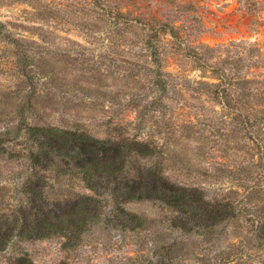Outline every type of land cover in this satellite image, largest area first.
I'll use <instances>...</instances> for the list:
<instances>
[{"label":"rangeland","instance_id":"rangeland-1","mask_svg":"<svg viewBox=\"0 0 264 264\" xmlns=\"http://www.w3.org/2000/svg\"><path fill=\"white\" fill-rule=\"evenodd\" d=\"M83 75L106 82L101 87L111 92L109 107L108 96L104 110L85 104L101 100L95 94L88 97L74 84H87L91 78ZM156 75L165 89L161 99L151 103L147 100ZM226 85L223 97L216 87ZM31 87L41 93L34 100L58 104L56 111L46 104L48 120L62 123L67 114L61 111H76L90 129H97L96 135L103 136L104 129L96 127L98 119L111 115L132 127L142 116L143 136L153 135L159 144L164 137H181L186 144L175 146L176 156L188 158L199 170L188 174L172 170V179L207 194L217 190L224 200L246 206L244 211L256 209L251 205L260 200L254 193L247 196L249 188L245 189L252 180L240 185L225 168L241 160L249 163L258 149L254 137L264 135V0H0V132H7L2 134L10 150L25 145L24 133L32 122L27 107ZM75 103V108L65 107ZM240 113L248 115L249 131L242 129ZM90 115L97 116L87 118ZM188 133L191 137L183 139ZM227 136L228 153L222 148ZM200 138L207 143L204 152L197 147ZM232 145L248 152L236 153ZM10 165L22 167L17 161ZM0 170L2 179L7 178L10 170L2 160ZM70 189L81 187L73 183ZM127 207L156 215L161 228L121 234L104 229L100 235H88L86 242L67 253L69 264H147L143 256L128 257L145 256L170 242L183 248L173 264H215L207 259L212 247L190 250L193 235L170 225L175 214L171 210L152 201ZM244 221L241 213L236 228L228 225V235L216 243H236L240 227H252L251 220ZM62 242V237L54 236L24 246L34 261L56 264L66 255ZM255 249L249 250V261L264 264V253L254 254Z\"/></svg>","mask_w":264,"mask_h":264},{"label":"trees","instance_id":"trees-1","mask_svg":"<svg viewBox=\"0 0 264 264\" xmlns=\"http://www.w3.org/2000/svg\"><path fill=\"white\" fill-rule=\"evenodd\" d=\"M216 57L222 59L219 55ZM44 76L47 77L48 73H44ZM83 77L91 79L85 85L80 81L74 84L88 97L95 94L101 100H89L85 104L92 109L104 110L108 96L109 107L112 104L111 92L107 87H101L106 82L95 76ZM223 81L225 84L226 79ZM152 86L153 92L147 101L155 103L161 99L165 83L156 75ZM228 87H216V90L218 94L222 91L225 97ZM118 94L119 91H116L115 95ZM40 95L34 87L30 88L27 107L31 110L32 122L26 127L23 149H8L3 137L7 132H0V160L5 169L10 170L5 179H2L4 175L0 170V264H40L34 261L24 246L34 240L62 237V248L66 250V255L56 264H69L65 258L67 253L86 242L88 235H100L104 229L109 234H121L125 230L140 231L149 227L160 229L159 217L127 207L129 203L142 201H152L174 212L170 225L193 235L192 252H195V247H212L207 259L215 264H253L249 261L252 247H256L254 254L264 253V135L254 137L258 149L249 156V163L241 160L239 164L225 168L226 175L240 185L252 180L245 188H249L247 196L254 193L260 201L251 205L256 209L244 211L246 206L224 200L217 190L207 194L196 185L181 184L171 178L172 170L180 174L199 170L190 166L188 158L176 156L175 146L178 143L186 144L180 140L181 137L172 140L171 136L164 137L159 144L153 135H142V116L132 127H128L130 124L111 115L98 119L96 127L105 131L103 136H99L95 134L97 129H90L76 111H61L67 114L66 117L62 116V123L48 120L46 117L51 113H45L46 104L55 106L54 111L59 107L46 99L34 100ZM68 106L75 108L77 103L65 105ZM239 115L242 129L249 131L251 124L248 115ZM16 132L20 134V126ZM189 137L191 135L188 133L183 139ZM230 138L225 137L222 145L227 153ZM170 141L173 149H169ZM199 143L197 147L204 152L207 143L201 138ZM231 147L236 153L248 152L238 150L235 145ZM163 152H166V156ZM13 161L22 167L8 166ZM2 180L6 182L1 183ZM73 183H78L81 189L71 191ZM249 212L252 213L251 217L248 216ZM241 213L245 221L253 222L251 229L243 230L240 227L236 243H216L223 235H228L225 231L228 225L236 228ZM174 243L161 246L160 250L145 256L136 253L128 258L139 259L143 256L147 264L178 263L174 258L183 248ZM247 243L251 246L247 247Z\"/></svg>","mask_w":264,"mask_h":264},{"label":"water","instance_id":"water-1","mask_svg":"<svg viewBox=\"0 0 264 264\" xmlns=\"http://www.w3.org/2000/svg\"><path fill=\"white\" fill-rule=\"evenodd\" d=\"M208 189V188H207Z\"/></svg>","mask_w":264,"mask_h":264}]
</instances>
